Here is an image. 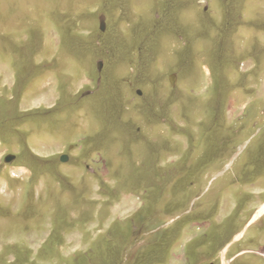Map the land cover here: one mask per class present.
<instances>
[{"label":"rangeland","instance_id":"1","mask_svg":"<svg viewBox=\"0 0 264 264\" xmlns=\"http://www.w3.org/2000/svg\"><path fill=\"white\" fill-rule=\"evenodd\" d=\"M263 203L264 0H0V264H264Z\"/></svg>","mask_w":264,"mask_h":264},{"label":"water","instance_id":"2","mask_svg":"<svg viewBox=\"0 0 264 264\" xmlns=\"http://www.w3.org/2000/svg\"><path fill=\"white\" fill-rule=\"evenodd\" d=\"M99 22H100V30H103L104 29V24H103V17L102 16L99 17ZM173 78H174L173 75H171V77L169 78L171 86L174 85V79ZM13 157L14 156L12 154H6L5 157H4V161L10 162L13 159ZM60 160L61 161H66L67 160V156L66 155H61L60 156Z\"/></svg>","mask_w":264,"mask_h":264},{"label":"bare ground","instance_id":"3","mask_svg":"<svg viewBox=\"0 0 264 264\" xmlns=\"http://www.w3.org/2000/svg\"><path fill=\"white\" fill-rule=\"evenodd\" d=\"M263 212H264V203L261 204V205L258 207V210H257V212L255 213L254 216H255V217L260 216Z\"/></svg>","mask_w":264,"mask_h":264},{"label":"flooded vegetation","instance_id":"4","mask_svg":"<svg viewBox=\"0 0 264 264\" xmlns=\"http://www.w3.org/2000/svg\"><path fill=\"white\" fill-rule=\"evenodd\" d=\"M256 254H258V253H256ZM262 259H264V254H258Z\"/></svg>","mask_w":264,"mask_h":264}]
</instances>
